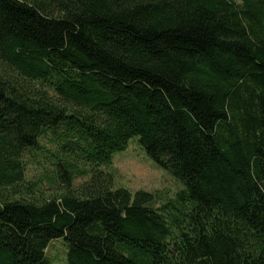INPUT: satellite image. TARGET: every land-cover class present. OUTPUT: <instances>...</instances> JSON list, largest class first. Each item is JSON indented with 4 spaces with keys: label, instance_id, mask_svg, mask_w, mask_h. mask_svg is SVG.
Segmentation results:
<instances>
[{
    "label": "trees",
    "instance_id": "1",
    "mask_svg": "<svg viewBox=\"0 0 264 264\" xmlns=\"http://www.w3.org/2000/svg\"><path fill=\"white\" fill-rule=\"evenodd\" d=\"M239 1L0 0V264L55 239L65 264H264V0ZM133 137L183 185L169 218L101 168Z\"/></svg>",
    "mask_w": 264,
    "mask_h": 264
},
{
    "label": "rangeland",
    "instance_id": "2",
    "mask_svg": "<svg viewBox=\"0 0 264 264\" xmlns=\"http://www.w3.org/2000/svg\"><path fill=\"white\" fill-rule=\"evenodd\" d=\"M231 1L240 3L239 0ZM41 144L44 149L38 153L30 154L26 159L25 180L39 183L40 188L43 189L42 195L51 196L57 192V187L50 179L53 169L51 164L55 160L52 156L54 149L53 145L46 140H42ZM101 168L112 175L114 189L123 188L132 195L137 191L151 193L154 196L153 208L163 209V214L167 218L170 217V214L176 213L177 209H182V205L179 204L176 197L183 190V185L147 156L136 137L128 141L125 150L113 155L109 166ZM89 178L90 175H87L75 180L74 186ZM183 206H187V204H183ZM65 253L66 248L62 239L50 241L45 250V255L51 264H65Z\"/></svg>",
    "mask_w": 264,
    "mask_h": 264
}]
</instances>
